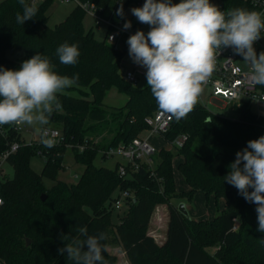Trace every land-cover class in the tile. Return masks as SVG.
<instances>
[{
  "label": "trees",
  "instance_id": "16d2710c",
  "mask_svg": "<svg viewBox=\"0 0 264 264\" xmlns=\"http://www.w3.org/2000/svg\"><path fill=\"white\" fill-rule=\"evenodd\" d=\"M101 9V14L113 22L121 0H81ZM32 4L31 0H26ZM54 0H41L34 18L22 25L16 14H22L19 0L0 1V67L18 70L23 61L37 53L47 56L53 71L69 78L78 74L75 85L58 93L62 107L50 117L46 127L59 130L61 138L53 147H45L39 140L26 142L14 125L0 126V158L13 143L18 149L6 162L14 169V177L7 178L0 171V261L4 264H73L66 253L58 249L70 243L62 236H78L77 229L87 225L90 235L103 232L104 260L113 263L116 257L108 251L115 243L125 253L129 264H264V233L258 231L256 205L247 202L238 190L224 181L236 153L250 140L264 135V117L255 113L249 102L239 107V117L232 119L211 111L202 103L179 121L170 125L164 138L170 146L181 135L188 136L183 147L161 149L151 156H159L155 169L146 161L117 163L114 168L97 166L99 154L109 158L110 148L130 143L140 133L149 130L145 118L158 107L147 81L141 87L126 82L120 66L126 48L99 41L93 30H86L84 9L74 5L66 19L49 26V14ZM131 3L142 7L145 0H123V12ZM223 11L253 7L245 0H220ZM73 5V4H72ZM124 16V15H123ZM139 24L138 19H136ZM127 38L123 40L124 45ZM76 44L80 56L75 65H65L56 55L63 43ZM122 43V42H121ZM21 52L9 58L7 53ZM257 55L260 48H256ZM116 88L128 100L123 107L105 106L103 100L110 89ZM264 90V86L260 85ZM71 90L77 95L66 91ZM71 149L77 163L84 166L76 183L59 180L65 168L64 159ZM40 155L45 159L41 173L31 167V159ZM181 156L178 168L189 191L176 190L174 157ZM126 175L120 174V166ZM44 178L53 180L46 187ZM130 193L126 202L128 212L118 223L112 222L115 210L114 193ZM202 191L207 200H224L222 212L211 219H193L184 215L171 200ZM252 191V189H249ZM46 195V199L41 197ZM167 205L169 221L166 241L160 245L149 235L152 215L158 205ZM29 240V244H27ZM111 241V242H110ZM218 246L212 254L207 249ZM84 250H87L85 247Z\"/></svg>",
  "mask_w": 264,
  "mask_h": 264
},
{
  "label": "clouds",
  "instance_id": "9594fccd",
  "mask_svg": "<svg viewBox=\"0 0 264 264\" xmlns=\"http://www.w3.org/2000/svg\"><path fill=\"white\" fill-rule=\"evenodd\" d=\"M19 4L23 12H18L15 19L23 26L38 9L26 0H19ZM131 12L139 22L149 25L150 31L145 35L137 30L129 36V56L147 69V85L158 107L177 121L193 110L222 49L231 47L242 56L251 66L252 84L264 86V51L257 55L253 46L264 31V14L243 8L221 11L210 0H145L142 7ZM116 15H124L123 0ZM131 26V21H126L123 28ZM56 55L61 63L75 65L80 52L76 44L65 42L57 47ZM78 79V74L71 78L57 74L49 58L40 53L23 61L18 70L0 67V126H33L40 142L53 147L55 140L46 126L62 107L57 94ZM228 167L224 181L256 205L258 231L264 233V135L248 141ZM77 232L75 237L62 236L71 242L58 253H66L73 264H106L101 244L106 234L90 235L87 225Z\"/></svg>",
  "mask_w": 264,
  "mask_h": 264
},
{
  "label": "rangeland",
  "instance_id": "374dc122",
  "mask_svg": "<svg viewBox=\"0 0 264 264\" xmlns=\"http://www.w3.org/2000/svg\"><path fill=\"white\" fill-rule=\"evenodd\" d=\"M2 1V0H0ZM125 1V0H124ZM173 3H179L180 0H172ZM210 3L216 5L220 9V0H210ZM74 5L72 4H66L61 2V0H54V2L51 4L50 9L48 11L49 14V26L54 27L56 24L62 22L63 20L66 19L67 15L70 13L71 9H73ZM136 4L131 3L129 6H127V9L125 11V14L123 16V21L121 22V26L124 25L126 21H131L134 22L136 21V17L132 14L131 9L135 8ZM83 25L86 30H93L95 33L96 39L99 41L105 40L107 36V31L108 28L104 24H100V26H96L93 17H91L89 14L86 13L83 19ZM139 26L141 27L140 30L147 35L148 31H150V26L147 24H143L139 22ZM260 52L264 51V35L261 36L260 39V44H259ZM22 53L21 52H11L9 51L7 53L9 58H16L20 57ZM239 65L246 71L251 72V66L243 61V58L240 57L239 59ZM121 72L122 75L128 74V72H132L134 70H143L145 67L140 66L136 63L133 62L132 58L129 56V51H126L122 58L121 62ZM147 79L145 77H142L138 85L141 87L145 84ZM209 90V89H208ZM67 93L71 95H77L76 92L68 90L66 91ZM202 100L203 104L206 106V108H209L211 111L223 115L225 117H229L232 119H237L239 117L238 114V109L240 105L242 104L241 101L238 100L235 103H227V102H222L220 99L217 98H210L209 97V91H203L202 94ZM128 100V97L124 94L119 92L116 88L110 89L104 100L103 103L105 106L108 107H123ZM251 108L253 111L261 116L264 117V104L263 103H258L256 101L251 102ZM52 128V127H50ZM19 132L22 135V138L28 143L33 140H39V136L35 132V128L33 126H29L27 124H24L20 127ZM141 137L145 136L147 139H149V142L151 145L155 148L156 152L158 153L161 149H171L172 152L174 153L172 149V144L170 146L169 142L164 138L163 135L161 134H151L148 129H145V131L140 133ZM155 160H151V168L155 169V165L157 166L159 162V156H155ZM181 160V156H175L174 157V177H175V185H176V190L177 192L180 193H186L189 191V186L183 177L181 171L178 168V164ZM120 163H125L126 160L119 156H113L109 157L105 160L101 158V154H99L95 160V163L97 166H104L107 168H114L116 164ZM31 167L38 173H41L44 165L45 164V159L40 156H34L31 159ZM64 164L65 168L59 172L58 174V179L66 181L67 183H76L79 180L80 174L84 170V166L82 164L79 165L74 159V154L71 149H69L65 155L64 159ZM1 175L3 177L7 178H13L14 177V169L13 167L8 163L5 162L2 166V173ZM44 184L46 187H51L55 182L53 180H50L47 178H44ZM118 191L114 193L116 197ZM44 195V194H43ZM171 202L175 205L178 206L179 204H184L186 209L188 210L189 216L193 219H211L214 218L216 215H218L220 212H222L223 207H224V200L219 199V201H216L214 198H211L209 200L206 199L205 194L202 191H198L197 193L194 194L193 198L187 199V197H181L179 200L178 199H172ZM128 212V209L125 206H123L120 209L115 208L113 211L112 215V222L114 224L118 223L120 218L124 216ZM169 210L167 205H158L152 215L151 221L153 220V223L159 218L161 219L159 222H162L161 225V232L165 233L169 221ZM152 223L150 222V225ZM149 225V230L152 225ZM154 226V225H153ZM158 226V224H157ZM111 242V241H110ZM108 251L109 253L116 257L115 262L113 263H107L106 264H128L127 257L124 255V252L121 250V247L116 245L115 243H109L108 244ZM209 252L214 254L218 250V246L214 247H209L207 249ZM0 264H4L3 262L0 261Z\"/></svg>",
  "mask_w": 264,
  "mask_h": 264
},
{
  "label": "built area",
  "instance_id": "2783aa9c",
  "mask_svg": "<svg viewBox=\"0 0 264 264\" xmlns=\"http://www.w3.org/2000/svg\"><path fill=\"white\" fill-rule=\"evenodd\" d=\"M41 0H31L32 3L39 4ZM251 4L253 7L252 11H257L264 14V0H245ZM61 2L66 4H73L84 9L87 14L93 17L95 25L100 26L104 24L107 26V40L114 44L117 43L118 46H123L128 51L129 46L124 39H128L130 35L135 34L137 30H140L139 24L136 21L131 22L130 29H124L121 26V22H113L107 18H104L101 14V9L96 5L91 3H85L81 0H61ZM220 10L223 11V6L220 3ZM264 35V31L261 33ZM261 39V38H260ZM260 39L254 42V48L259 47ZM122 42V43H121ZM240 55L233 52L231 47L222 49L220 55L216 59L215 68L211 76L203 83V91H209L210 98L220 99L222 102L235 103L238 100L249 102L256 101L258 103L264 104V90L260 89V85H253L250 80L251 72L244 70L239 65ZM243 58V57H242ZM147 69L134 70L125 74L123 79L132 84L133 86H139L142 77L146 78ZM209 89V90H208ZM202 91V92H203ZM202 94V93H201ZM199 96L197 103H202V96ZM243 103V102H241ZM175 120L171 114L164 112L163 110H157L152 116L146 117L145 121L149 127V132L151 134H164L170 128L171 123ZM15 129L19 130L22 125H14ZM49 129L50 137L55 140L61 138V132L57 129L47 127ZM1 129V127H0ZM188 136L181 134L177 136L171 143L173 147L181 148L184 146L188 140ZM5 153L1 155L0 158V171L3 164L7 161L8 157L14 153L19 145L18 143H13ZM156 153L155 148L149 142V139L143 137H136L130 143L120 144L117 147L110 148L107 151V155L110 157L119 156L126 160V162L135 165L138 161H146L151 163V156ZM120 174L122 176L126 175V167L120 166ZM114 207L117 209L122 208L126 205L127 200L130 198V193L128 191L121 192L115 197ZM3 200L0 197V206Z\"/></svg>",
  "mask_w": 264,
  "mask_h": 264
},
{
  "label": "crops",
  "instance_id": "0c3cea01",
  "mask_svg": "<svg viewBox=\"0 0 264 264\" xmlns=\"http://www.w3.org/2000/svg\"><path fill=\"white\" fill-rule=\"evenodd\" d=\"M121 67V66H120ZM120 73L122 75V72H121V68H120ZM122 77H124V74L122 75ZM140 87V86H139ZM143 138H146L145 136H143ZM119 163V162H118ZM224 208V207H223ZM189 214V213H188ZM161 219L159 218L158 220L155 219L154 223H153V220L151 221V225L152 227H150V231H149V235L153 236L154 239L160 244L162 245L165 241H166V234H167V229H166V232L165 233H162L161 231V226H163V224L161 225V223L163 222H159ZM158 224V226H157ZM150 225V226H151ZM154 225V226H153ZM168 227V225H167ZM122 250V249H121ZM125 255V253H124ZM126 256V255H125ZM128 261V260H127ZM129 264V262H128Z\"/></svg>",
  "mask_w": 264,
  "mask_h": 264
},
{
  "label": "water",
  "instance_id": "95a60500",
  "mask_svg": "<svg viewBox=\"0 0 264 264\" xmlns=\"http://www.w3.org/2000/svg\"><path fill=\"white\" fill-rule=\"evenodd\" d=\"M41 199L42 200H45L46 199V195H43L42 197H41ZM179 210L184 214V215H186V217H187V215H189L188 214V210L186 209V207H185V205L184 204H180L179 206ZM28 242H27V244H29V240H27Z\"/></svg>",
  "mask_w": 264,
  "mask_h": 264
}]
</instances>
